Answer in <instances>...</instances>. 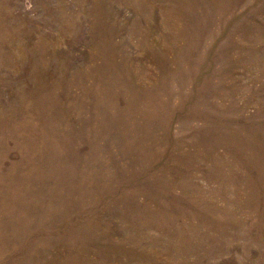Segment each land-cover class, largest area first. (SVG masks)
Segmentation results:
<instances>
[{
	"label": "rangeland",
	"instance_id": "374dc122",
	"mask_svg": "<svg viewBox=\"0 0 264 264\" xmlns=\"http://www.w3.org/2000/svg\"><path fill=\"white\" fill-rule=\"evenodd\" d=\"M0 264H264V0H0Z\"/></svg>",
	"mask_w": 264,
	"mask_h": 264
}]
</instances>
